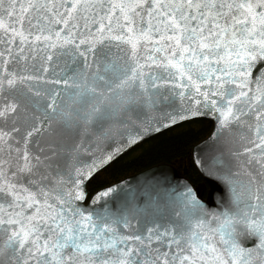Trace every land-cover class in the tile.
Masks as SVG:
<instances>
[{"label": "snow or ice", "instance_id": "6c2138e0", "mask_svg": "<svg viewBox=\"0 0 264 264\" xmlns=\"http://www.w3.org/2000/svg\"><path fill=\"white\" fill-rule=\"evenodd\" d=\"M214 121L223 185L89 181ZM0 264H264V0H0Z\"/></svg>", "mask_w": 264, "mask_h": 264}, {"label": "trees", "instance_id": "16d2710c", "mask_svg": "<svg viewBox=\"0 0 264 264\" xmlns=\"http://www.w3.org/2000/svg\"><path fill=\"white\" fill-rule=\"evenodd\" d=\"M211 127L212 122L207 119H194L148 138L99 171L89 181V191L91 192L157 163L186 159L192 145L204 138L210 132ZM186 177L193 184L202 182L190 161Z\"/></svg>", "mask_w": 264, "mask_h": 264}, {"label": "water", "instance_id": "95a60500", "mask_svg": "<svg viewBox=\"0 0 264 264\" xmlns=\"http://www.w3.org/2000/svg\"><path fill=\"white\" fill-rule=\"evenodd\" d=\"M198 119H207V120L211 121L212 122V127H211L210 132L204 138H202L200 141H198L197 143L192 145V147L190 148V150L188 152V157L186 159H182L183 163H185L183 168H182V170H179L178 167H177L178 163L180 162V160L177 159V160H173L172 162H169V163L161 162V163L154 164V165L149 166V167H147L145 169H142V170H140L138 172H135L133 174L127 175V176H125V177H123V178H121L119 180H116V181H114L112 183H116V182L121 181V180H125V181L130 180L133 183H135L136 181H144L146 178L147 179L169 178V179H171L174 182L175 181L187 182L190 186H192L198 192L200 198L202 200H204L208 204V206L210 208H215L217 206V204L219 203V197H220L221 192L223 190V185L220 184L218 181H215L213 178H210V177L206 178L201 173L199 167L195 164V160L197 158V154L198 153L201 156H204L206 154L213 153L215 148H216V145H213L211 142L208 141V137L210 136V133L213 130L214 121L211 120V119H208L206 117L198 118ZM176 125H178V124H176ZM176 125H174V126H176ZM169 128H171V127L162 129L159 132L151 133V134L147 135L139 143H141V142L147 140L148 138H150V137H152V136H154V135H156V134H158V133H160L162 131H165V130H167ZM138 144H136V145H138ZM135 146H132L131 148H129L128 150H126L125 152L120 154L118 157L122 156L123 154H125L126 152H128L129 150H131ZM117 158H115V159H117ZM189 161L192 163V165L194 166L195 170L198 172L199 176L202 179V182H199L197 184H193L186 177V172H187V167L189 165Z\"/></svg>", "mask_w": 264, "mask_h": 264}, {"label": "rangeland", "instance_id": "374dc122", "mask_svg": "<svg viewBox=\"0 0 264 264\" xmlns=\"http://www.w3.org/2000/svg\"><path fill=\"white\" fill-rule=\"evenodd\" d=\"M178 164H179V168L178 169L182 170V168H183V166L185 164V163H183V160H181Z\"/></svg>", "mask_w": 264, "mask_h": 264}, {"label": "flooded vegetation", "instance_id": "af4514ba", "mask_svg": "<svg viewBox=\"0 0 264 264\" xmlns=\"http://www.w3.org/2000/svg\"><path fill=\"white\" fill-rule=\"evenodd\" d=\"M177 167L179 168V164L177 165Z\"/></svg>", "mask_w": 264, "mask_h": 264}]
</instances>
